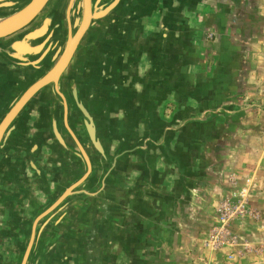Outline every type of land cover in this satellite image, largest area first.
<instances>
[{
	"label": "water",
	"instance_id": "1",
	"mask_svg": "<svg viewBox=\"0 0 264 264\" xmlns=\"http://www.w3.org/2000/svg\"><path fill=\"white\" fill-rule=\"evenodd\" d=\"M19 3L34 6L0 12L29 22L18 34L31 38L0 42V54H23L0 61V158L35 109L55 187L43 182L14 264H116L159 204L163 107L189 71V0H0Z\"/></svg>",
	"mask_w": 264,
	"mask_h": 264
},
{
	"label": "flooded vegetation",
	"instance_id": "2",
	"mask_svg": "<svg viewBox=\"0 0 264 264\" xmlns=\"http://www.w3.org/2000/svg\"><path fill=\"white\" fill-rule=\"evenodd\" d=\"M253 4L254 0H189V71L163 107L168 124L157 169L159 204L116 264H179L188 254L204 208L222 180L221 152L236 134L242 114L256 107L249 106L254 102H247L243 93L246 44L240 29ZM33 6L0 5V12H30ZM29 26L24 21H0V31L15 29L11 35L3 32L0 42L29 41V36L18 34ZM22 55L2 53L0 61ZM37 123L34 109L23 121L15 145L0 158V264L15 263L35 205L44 201L43 182L55 187L49 147L36 138ZM127 182L132 185L131 179Z\"/></svg>",
	"mask_w": 264,
	"mask_h": 264
},
{
	"label": "crops",
	"instance_id": "3",
	"mask_svg": "<svg viewBox=\"0 0 264 264\" xmlns=\"http://www.w3.org/2000/svg\"><path fill=\"white\" fill-rule=\"evenodd\" d=\"M240 29L246 44L244 97L248 87L249 91L263 100L264 0H254L252 7L242 17ZM257 104L256 107L262 106ZM250 136L247 142L241 139L233 144L231 151L225 154L222 180L215 188L217 195H212L213 202L209 207L215 208L216 199L223 193L228 195L230 191L242 189L245 185L250 189L247 195L248 208L257 213L258 218L246 215L233 225V231L222 237L215 248L209 246L208 242L210 237L215 236V230H211L208 223L213 218H206L204 223L207 228L202 234L205 230L207 233L195 239L197 249L192 264H264V117L261 126H257ZM228 142L226 145L230 147ZM238 185L242 186L239 188ZM212 223L217 225L216 221Z\"/></svg>",
	"mask_w": 264,
	"mask_h": 264
},
{
	"label": "rangeland",
	"instance_id": "4",
	"mask_svg": "<svg viewBox=\"0 0 264 264\" xmlns=\"http://www.w3.org/2000/svg\"><path fill=\"white\" fill-rule=\"evenodd\" d=\"M6 1V2H5ZM14 1V2H22L23 0H3L4 3H8V2ZM247 88V93L245 94V100H247V102H256V103H260L262 106L261 107H254L249 111H245L242 116H241V120H240V126L236 131V134L234 135V137L228 142L230 143V147H227V145L223 148L222 150V160H221V164H222V168L224 165V157L225 154L228 153V151H231V147L233 144H236V142H240L241 139L243 141H248V139H251L250 134L253 133V131L255 130V128L257 126H261L262 123V119L264 117V99L262 100V97H258L256 96V94L254 92H252L251 90L249 91L248 87ZM259 120L261 122H259ZM255 123H258V125H256ZM260 123V124H259ZM249 134V135H247ZM241 136H243V138H240ZM223 171V170H222ZM239 181H241V178L239 179ZM249 185V184H248ZM240 186L242 185H238L237 187L240 188ZM246 189L245 190V195L247 197L248 193L250 192V189L248 187H246L245 185H243V187ZM235 190V189H234ZM229 192V191H228ZM216 196V190H214L213 192V196ZM228 195H230L228 193ZM225 193H223L221 196H219L216 199V203H215V208H210L209 205L210 203L213 202V196L211 195L206 207L204 208V212L202 213L201 216V223L198 225L197 229H196V233L194 235V238L192 239V245L191 248L189 249V252L186 256H184L181 260L179 264H192V260H195V252L197 249V241L195 239L200 238V236H202L203 234L206 236L207 230H205L202 234V231L205 229L206 225H205V219L206 218H213L212 220H209V228L212 229V227L214 225H216L215 223H212L213 221L217 222V217L215 216V209L216 207H218V204L221 203V201H223L224 199H226V197L228 196ZM215 217V218H214ZM207 228V227H206ZM234 228V227H233Z\"/></svg>",
	"mask_w": 264,
	"mask_h": 264
},
{
	"label": "built area",
	"instance_id": "5",
	"mask_svg": "<svg viewBox=\"0 0 264 264\" xmlns=\"http://www.w3.org/2000/svg\"><path fill=\"white\" fill-rule=\"evenodd\" d=\"M244 188L230 191L226 199L218 204L215 209V216L217 217V225L213 226L211 230H215V236L210 237L208 242L212 248H215L222 237L229 235L233 230V225L242 221L247 215L252 218H258L257 213L250 211L247 205V197Z\"/></svg>",
	"mask_w": 264,
	"mask_h": 264
}]
</instances>
